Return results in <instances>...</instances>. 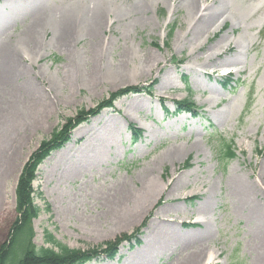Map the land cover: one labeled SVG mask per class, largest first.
Masks as SVG:
<instances>
[{
    "label": "rangeland",
    "instance_id": "obj_1",
    "mask_svg": "<svg viewBox=\"0 0 264 264\" xmlns=\"http://www.w3.org/2000/svg\"><path fill=\"white\" fill-rule=\"evenodd\" d=\"M201 4L224 15L206 31L185 0H0V69L2 53L39 18H73L83 27L65 50L53 21L38 55L25 56V76L0 83V246L17 218L19 177L40 144L81 110L137 88L152 97L143 91L118 100L40 165L34 243L49 247L48 232L88 251L142 231L140 246L124 243L116 260L89 264H179L198 254L203 264H264V0ZM98 11L102 75L92 85L87 77L97 62L85 21ZM226 78L231 83L222 87ZM187 87L196 119L175 112ZM35 94L39 104L24 100ZM133 128L141 132L136 145ZM223 142L236 154L227 165L218 153ZM174 151L180 155L169 160ZM152 179L157 187L148 194ZM241 185L252 187L249 201ZM144 191L148 202L135 211L136 200L126 198L143 199Z\"/></svg>",
    "mask_w": 264,
    "mask_h": 264
},
{
    "label": "trees",
    "instance_id": "obj_2",
    "mask_svg": "<svg viewBox=\"0 0 264 264\" xmlns=\"http://www.w3.org/2000/svg\"><path fill=\"white\" fill-rule=\"evenodd\" d=\"M228 82L230 80L224 81V83ZM224 83L223 85L226 86ZM141 92L151 94L147 89L134 88L123 90L111 95L110 99L101 102L95 109L88 112L81 110L75 119H68L66 125L58 128L50 139L44 140L40 144L38 150L33 153L19 177L16 186L17 218L12 226L9 241L0 246V264H87L101 256H106L108 259L113 260L118 254L119 247L124 242L132 244V241H135L137 245L141 244L138 237L141 231H138L131 236L124 235L115 242L107 243L105 248L100 247L81 251L63 245L46 232L45 243L50 246L37 247L34 243L35 232L33 228V221L42 212L41 208L35 204L37 194L33 188L39 166L53 151L60 149L69 141L71 132L77 126L88 122L91 117L99 114L101 110L112 107L117 99L131 93L138 94ZM188 93L190 97L193 95L190 89H188ZM250 106L249 104L248 110ZM178 109L187 110L194 116L198 115L197 108L190 100L179 103ZM133 132L135 134L134 137H137L139 132L136 130ZM232 145V142H223L218 150L220 161L224 165H227V163L236 157Z\"/></svg>",
    "mask_w": 264,
    "mask_h": 264
},
{
    "label": "bare ground",
    "instance_id": "obj_3",
    "mask_svg": "<svg viewBox=\"0 0 264 264\" xmlns=\"http://www.w3.org/2000/svg\"><path fill=\"white\" fill-rule=\"evenodd\" d=\"M186 1V9L188 11V16L193 17L194 20L197 21L198 26L200 30H209L211 26H214L219 20L224 18V15H220L217 11L213 14H207L210 12V10H206L203 8L201 4V0H185ZM143 7L140 6V9ZM143 10V9H142ZM138 11V8H137ZM98 14L93 15L92 17H88V20L85 21L86 23V29L85 31L90 34V37L93 39V58L94 63H96L97 66L93 68L87 77V83H92L94 85L100 78L102 73L100 72V69H98L101 61V58H103V47L104 44L99 42L100 40V33L103 30L104 27V11H98ZM205 13V14H204ZM53 19H50L48 17L39 18L36 23L34 30L25 38L23 39L19 44H17L14 47L7 48L2 53V67L0 69V83H10L13 84L16 80L20 79L21 77L25 76V69L23 68L24 62L26 60L25 56H28L30 58L36 57L39 53V51L42 49L43 45L41 42H39L40 35L42 31H48V26H52L51 23H53ZM226 21V20H225ZM224 21V23H225ZM55 22V21H54ZM107 22V21H106ZM54 24L55 32L59 33L61 37H63L61 47L65 48V50H69L70 47L74 46L78 42V35L79 32L81 34L82 28L80 27L82 24V21H78L73 18L68 19H59ZM72 54V53H71ZM75 55L73 54V57ZM212 60V59H211ZM151 61V60H150ZM120 70V67H119ZM117 73H120L117 71ZM121 77V76H119ZM33 94V93H32ZM25 101L31 99L35 102V104H39L41 102V99H37L34 97H38V95L32 96H24ZM21 122V121H20ZM22 124V122H21ZM79 134V132H78ZM15 144V143H14ZM180 151H174L168 155V159L171 160L174 158V156H179ZM262 179L264 180V176H262ZM157 187L156 182L152 179L148 188L147 192L148 194L153 192ZM252 187L247 186H240L239 190L241 195L249 201L251 199V196L254 194L251 191ZM143 196L145 198L142 199V195H139V197H135L133 195H129L126 198V202L131 201L133 199L136 200L134 203L133 209L135 211H140L143 209L145 204L148 202L146 197V191H144ZM145 201V203H144ZM257 208V207H255ZM131 209V207L129 208ZM122 215L126 217H130L131 213L127 210L126 207L122 210ZM120 254H125V251L121 249ZM202 254L194 255L188 258L186 261H183L179 264H203L204 260L202 259ZM211 258V257H209Z\"/></svg>",
    "mask_w": 264,
    "mask_h": 264
}]
</instances>
